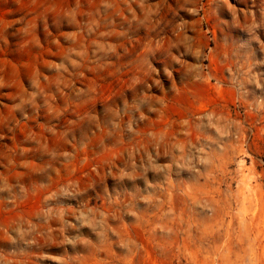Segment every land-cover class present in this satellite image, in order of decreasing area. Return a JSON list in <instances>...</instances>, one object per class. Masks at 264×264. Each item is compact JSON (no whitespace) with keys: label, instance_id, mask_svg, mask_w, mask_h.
I'll return each instance as SVG.
<instances>
[{"label":"rangeland","instance_id":"374dc122","mask_svg":"<svg viewBox=\"0 0 264 264\" xmlns=\"http://www.w3.org/2000/svg\"><path fill=\"white\" fill-rule=\"evenodd\" d=\"M0 264H264V0H0Z\"/></svg>","mask_w":264,"mask_h":264}]
</instances>
